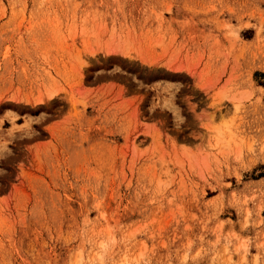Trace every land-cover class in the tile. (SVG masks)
Masks as SVG:
<instances>
[{
    "label": "rangeland",
    "instance_id": "rangeland-1",
    "mask_svg": "<svg viewBox=\"0 0 264 264\" xmlns=\"http://www.w3.org/2000/svg\"><path fill=\"white\" fill-rule=\"evenodd\" d=\"M0 264H264V0H0Z\"/></svg>",
    "mask_w": 264,
    "mask_h": 264
}]
</instances>
